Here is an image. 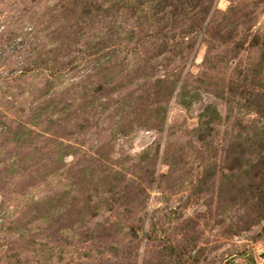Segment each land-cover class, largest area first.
<instances>
[{"label":"rangeland","instance_id":"374dc122","mask_svg":"<svg viewBox=\"0 0 264 264\" xmlns=\"http://www.w3.org/2000/svg\"><path fill=\"white\" fill-rule=\"evenodd\" d=\"M0 264H264V0H0Z\"/></svg>","mask_w":264,"mask_h":264},{"label":"trees","instance_id":"16d2710c","mask_svg":"<svg viewBox=\"0 0 264 264\" xmlns=\"http://www.w3.org/2000/svg\"><path fill=\"white\" fill-rule=\"evenodd\" d=\"M183 105H185V104H183Z\"/></svg>","mask_w":264,"mask_h":264}]
</instances>
